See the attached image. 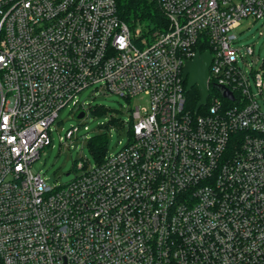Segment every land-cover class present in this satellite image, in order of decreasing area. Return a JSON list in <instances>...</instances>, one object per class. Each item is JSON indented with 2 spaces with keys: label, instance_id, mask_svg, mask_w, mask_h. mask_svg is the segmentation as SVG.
<instances>
[{
  "label": "built area",
  "instance_id": "2783aa9c",
  "mask_svg": "<svg viewBox=\"0 0 264 264\" xmlns=\"http://www.w3.org/2000/svg\"><path fill=\"white\" fill-rule=\"evenodd\" d=\"M117 2L0 0V264H264V64L248 73L233 48L264 0H158L167 27L146 31ZM205 52L192 116L183 72ZM91 87L147 105L126 147L51 187L34 164Z\"/></svg>",
  "mask_w": 264,
  "mask_h": 264
},
{
  "label": "rangeland",
  "instance_id": "374dc122",
  "mask_svg": "<svg viewBox=\"0 0 264 264\" xmlns=\"http://www.w3.org/2000/svg\"><path fill=\"white\" fill-rule=\"evenodd\" d=\"M233 34L237 37L233 48L237 50L241 68L248 73L252 69L259 71L264 64V18L243 20ZM247 46L254 47V55H247ZM253 86L254 94L264 110V93L261 95L255 84ZM76 98V106L73 100L60 112L57 122L52 126V145L41 153L40 159L34 164V172L40 173L51 187L65 186L73 181L83 172L79 169L80 163H86L87 169L98 165L89 145L91 139L97 136L107 138V156L126 147L130 140V110L147 105L144 97L127 100L104 93L103 89L96 90L95 87L86 89ZM83 106L86 116L79 119L78 112ZM96 108H103L104 112ZM72 128H79V131L73 139H66V133Z\"/></svg>",
  "mask_w": 264,
  "mask_h": 264
},
{
  "label": "trees",
  "instance_id": "16d2710c",
  "mask_svg": "<svg viewBox=\"0 0 264 264\" xmlns=\"http://www.w3.org/2000/svg\"><path fill=\"white\" fill-rule=\"evenodd\" d=\"M119 17L130 28L141 27L146 30H161L167 27L165 16L160 8L158 0H118ZM208 48H200L199 51L204 52ZM218 95V92L213 88L211 95ZM187 111L192 116H196V107L200 101V92L197 87H193L189 92H186ZM97 111H103V108H96ZM207 108H201L198 115L206 113ZM116 124L118 122L114 121ZM130 134V131H129ZM107 138L97 136L89 141L90 148L98 162L103 163L107 156Z\"/></svg>",
  "mask_w": 264,
  "mask_h": 264
},
{
  "label": "water",
  "instance_id": "95a60500",
  "mask_svg": "<svg viewBox=\"0 0 264 264\" xmlns=\"http://www.w3.org/2000/svg\"><path fill=\"white\" fill-rule=\"evenodd\" d=\"M212 63V55L209 52L204 54L197 53L195 58L189 61L183 72V82L186 83V92H189L193 87H197L200 92V101L196 107V113L207 105L210 95L209 90V69ZM213 88L222 96V98L234 101V95L227 88L219 85H213ZM84 113H81L78 118L83 119Z\"/></svg>",
  "mask_w": 264,
  "mask_h": 264
}]
</instances>
